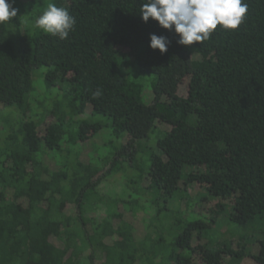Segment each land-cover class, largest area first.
<instances>
[{
    "label": "trees",
    "instance_id": "obj_1",
    "mask_svg": "<svg viewBox=\"0 0 264 264\" xmlns=\"http://www.w3.org/2000/svg\"><path fill=\"white\" fill-rule=\"evenodd\" d=\"M8 2L18 11L0 23V105L30 117L37 69L46 70L47 89L61 90L62 98L43 131L28 118L9 126L0 144V264L145 261L139 243L146 239L122 213L113 209L101 222L85 216L99 195L102 167L81 161L80 152L105 127L117 140L130 138L116 145L109 174L123 168L122 159L135 163L136 142L157 134L158 151L139 178L158 206L192 185L206 190L200 200L209 222L186 224L166 256L170 264H224L225 256L264 264V239L251 252L245 245L212 248L204 238L226 207L240 226L264 219V0H245L237 29L218 26L192 45L179 44L174 30L152 18L145 23L146 0ZM49 3L76 18L65 40L35 26ZM151 34L167 37V52L150 47ZM163 260L154 254V264Z\"/></svg>",
    "mask_w": 264,
    "mask_h": 264
},
{
    "label": "rangeland",
    "instance_id": "obj_2",
    "mask_svg": "<svg viewBox=\"0 0 264 264\" xmlns=\"http://www.w3.org/2000/svg\"><path fill=\"white\" fill-rule=\"evenodd\" d=\"M45 73V69L34 70V91L30 98L32 108L30 117L24 116L15 109L0 105V144H2L11 125L18 127L21 122L28 118H33L39 121L40 128L43 131L47 124L53 120L49 117V111L53 109L54 103L62 98V92L59 89H47ZM148 80L149 82L145 84V91L152 93L151 78ZM145 101L150 102V99L147 97ZM161 129L163 130L164 127L161 126ZM156 137L157 134H154L149 139L137 141L136 162L130 165V163H127L128 161L122 159L119 166L123 168L111 174L108 172L110 169L108 160L114 161L118 157L115 147H121L120 144H127L129 137L117 140L111 134V129L105 127L103 133L84 144L80 152L81 161L92 162L94 165L102 167V180L97 187L99 195L95 197L96 199H92L93 204L87 208L85 216L101 222L107 218V215L113 209L122 213L123 220L134 226V233L137 234L138 238L141 241L146 239L139 243L140 247L146 250L145 261H140L139 264H154V254H158L165 259L157 264H170L166 256L170 255L173 248L172 244L176 237L183 232L186 224L197 220L209 222L206 216L207 213L204 210L208 207V204L200 200V198L203 199L207 195L206 190L199 191L196 185H192L187 191H180L173 199H169L167 202L162 199L160 203L158 202L160 204L158 206L155 204L156 201H154L156 199L155 192H150L144 188L147 182H141L139 178L140 169L149 167L148 158L150 154L158 151ZM111 141L117 143L114 142V146L113 144L109 145ZM130 152L131 150L128 153ZM143 159L147 160L144 165L140 163ZM74 160L75 156H71V161ZM137 163L139 164L136 165ZM135 198L138 199L137 204H130ZM114 200H117L118 203H111ZM159 207L163 208V210L157 216ZM74 210L72 207L73 212ZM200 210L202 211L201 213H199ZM229 214L230 207H226L215 224H212L207 229L204 236L206 242H210L209 245L212 248L219 245H233L234 248L238 249L241 245H245L247 250L256 252L258 249L257 241L264 239V219H258L248 226H240L231 221ZM118 222L119 220H115L114 223L117 225ZM160 240L161 243H158ZM182 253L185 256H189L188 251ZM100 255L102 259V254ZM225 259L224 264H257L250 257H246L241 261L233 260L231 256H225ZM189 264L206 263L191 259Z\"/></svg>",
    "mask_w": 264,
    "mask_h": 264
},
{
    "label": "clouds",
    "instance_id": "obj_3",
    "mask_svg": "<svg viewBox=\"0 0 264 264\" xmlns=\"http://www.w3.org/2000/svg\"><path fill=\"white\" fill-rule=\"evenodd\" d=\"M17 9L8 0H0V23L17 16ZM248 12L245 0H146L141 7L145 23L149 18L179 36L178 43L192 45L208 40L211 33L222 26L224 29H237ZM76 18L65 7L49 3L43 14L35 21V26L60 40L69 37L74 30ZM167 37L150 35V47L161 53L168 50ZM101 91L92 95L98 98Z\"/></svg>",
    "mask_w": 264,
    "mask_h": 264
}]
</instances>
